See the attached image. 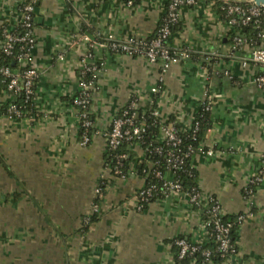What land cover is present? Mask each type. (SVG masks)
I'll list each match as a JSON object with an SVG mask.
<instances>
[{
    "label": "crops",
    "instance_id": "1",
    "mask_svg": "<svg viewBox=\"0 0 264 264\" xmlns=\"http://www.w3.org/2000/svg\"><path fill=\"white\" fill-rule=\"evenodd\" d=\"M22 1L0 0V48L2 30L19 22ZM167 1L38 0L36 111L20 118L0 113V264H175L173 239L207 241L203 212L210 199L224 214L243 216L237 253L215 264H264V177L251 182L264 159V89L254 82L260 67L243 65L249 51L231 48L212 1L181 6L171 46L184 55L165 69L161 60L99 45L110 34L150 37ZM83 35L95 42L93 58L86 59ZM85 62L98 66L88 145L74 103ZM207 92L214 101L210 127L191 158L202 201L170 192L140 206L145 150L130 145L135 161L117 175L107 161L105 133L131 102L137 116L154 106L163 124L187 129ZM12 101L1 94L0 104Z\"/></svg>",
    "mask_w": 264,
    "mask_h": 264
},
{
    "label": "built area",
    "instance_id": "2",
    "mask_svg": "<svg viewBox=\"0 0 264 264\" xmlns=\"http://www.w3.org/2000/svg\"><path fill=\"white\" fill-rule=\"evenodd\" d=\"M38 0H23L19 8V22L13 29L4 28L2 30L3 44L2 49L6 54H15V58L20 64L19 68H14L10 65L0 63V80H7V92L15 100L16 94L24 93L27 99L34 94V86L39 78V71L33 65L32 51L36 45L34 35V16L36 4ZM195 4L196 0H169L166 16L163 19V24L158 29L155 38L149 42L131 37L126 40H118L113 35H108L107 42H100L101 47H108L117 52H124L129 55H141L146 57L150 62L161 60L164 62V69L172 62L177 61L180 55H173L166 45V39L171 34L172 26L180 20V9L184 3ZM132 5V1L127 2ZM221 18H224L226 26L233 29L230 32L231 48L241 52L249 51V56L242 59L244 66L254 64L260 67V71L256 74L254 82L261 89H264V6L256 5L252 2L224 0L222 5ZM253 26L257 31V39L249 37L243 32V27ZM82 39L89 45L90 50L86 55V59L94 57L93 47L95 42L88 35H83ZM19 45V50L16 52L15 47ZM187 55V54H186ZM98 70L97 64H89L85 62L82 70V77L79 80V91L74 103L78 108V118L80 121V129L83 131L82 144L88 145L92 140L90 130L93 127V120L90 117V104L92 93L96 88L95 74ZM90 75V79H85L84 76ZM157 91V88H153ZM1 96V95H0ZM9 106V118L15 114L19 118L22 116V111L15 103ZM213 96L208 92L203 106L206 110H211L213 106ZM134 110V104L131 102L120 116L114 119L110 129L105 133L107 149L109 151L117 149L125 142L140 140L147 130V125L137 123ZM153 115L157 118L159 112L155 110ZM162 123V122H161ZM199 129V122H192L190 127L183 131H192L193 136ZM161 131L164 141L172 148L166 152L168 158V169L170 176L161 170L156 172V176L163 181L166 194L170 192L185 194L189 197L192 204H199L202 201L199 187L195 188L192 193L184 191L182 184L175 177V173L185 171V157L194 151L192 146L182 147L183 138L173 125L162 124ZM200 147H198V150ZM158 152H162V147H157ZM209 155L213 154L212 150H208ZM122 158L125 155L121 156ZM157 164V163H156ZM152 166V164H151ZM121 173V170H118ZM264 177V159L260 168L259 175L251 179L252 184L261 181ZM155 192V186H147L146 184L139 189L137 199L140 206L144 202L152 199ZM96 196L100 197L102 188L98 185L95 189ZM97 206L94 205V210L97 211ZM208 211L212 214V218L204 221V227L212 226L215 233V241L217 243V251L226 259L231 258L237 253V246L234 245L230 238V223H223L221 216L224 214L218 202L214 199L209 200ZM243 220V216H238V223ZM175 244L178 248L179 258L193 256L199 253L202 256L200 264H215L213 261V250L203 247V242H194L185 237L176 238ZM225 259V260H226Z\"/></svg>",
    "mask_w": 264,
    "mask_h": 264
},
{
    "label": "trees",
    "instance_id": "3",
    "mask_svg": "<svg viewBox=\"0 0 264 264\" xmlns=\"http://www.w3.org/2000/svg\"><path fill=\"white\" fill-rule=\"evenodd\" d=\"M122 1H124L125 3L132 1V5H137V4H140L143 0H122ZM196 1L198 2L200 0H196ZM211 1L218 15H221L222 5L224 3V0H211ZM168 3H169V0L167 1L166 11L168 7ZM166 11L162 15L155 33L148 38L139 39V40H144V41L149 42L150 40L156 37L158 29L163 24V19L166 16ZM222 19L224 20V18ZM179 21L176 22L172 26L171 34L166 39V45L170 49L171 53L173 55H178V56L180 55L181 51L174 49L171 46V40L173 38V35L180 28ZM243 32H245L249 37L257 39V31L253 28V26L243 27ZM100 41L110 43V41H108L106 38L105 39L102 38L100 39ZM19 47L20 46L17 44L15 47L16 52L19 50ZM134 56H137V55H134ZM0 63L10 65L14 68L20 67L19 62L15 58V54H12V55L6 54L2 49H0ZM84 78L90 79L91 76L87 75V76H84ZM37 80H36V83H37ZM35 86H34V94H32L28 99L24 95V93H19V94H16V96H14L15 100L13 101V103H15L18 106V108L23 112L21 117L25 115H29V114L32 115L36 111L35 110V107H36ZM5 91H7V80H0V95ZM11 103L12 102L6 105L0 104V113L9 116L10 114H9L8 109ZM154 111H155V107L151 106V108L148 109L145 113H140L139 116L137 115L135 116V120L137 121V123H143L147 125V130L143 134V137L140 140H135L132 142H125L115 150H112V151L108 150V154H107L108 156L107 161L113 173L117 175H124V174H127L128 169L130 168V165L132 164V162L135 161L134 154L129 148V146L135 143H139L144 148L145 157H144V160L142 161V166L139 168V170L146 177V185L155 186L154 196L152 197L150 201L155 200V199H160L164 197L166 194L165 188L163 186V181L156 176V172L159 170L165 172L166 174L169 172L168 158H167L166 152L172 148L170 145H168L164 141L162 137L161 125L163 123H161V121L153 115ZM210 111L211 110H206L202 103L200 111L196 114L195 119L193 120V122L195 121L199 122V129L196 132L195 136H193L192 131H188V130L183 131V129H181L180 126H178L177 124H173V126L177 130H179V134L183 138L182 147L186 148L187 146L191 145L194 150L190 152L188 156L185 157V171L175 173L176 174L175 177L180 181V183L183 186L184 191L187 193H192L193 190L198 187L197 172L191 165V158H192V155L198 151V147L203 137L205 136L207 129L210 127ZM11 117L19 118L15 114H12ZM90 117H91V113H90ZM92 131H93V127L89 133L92 134ZM82 134H83V131L81 130V135ZM157 147H162L163 149L162 152H158L156 150ZM122 155H125V157L122 158L121 157ZM118 170H121V173H119ZM100 187L103 190V183L100 184ZM150 201L144 202L143 206L148 204ZM203 217L205 221H208L212 218V214L208 211V209H205L203 212ZM96 219H97V216L94 214L91 217V221L92 220L94 221ZM221 220L223 223L231 224L230 238H231L232 243L236 245V231L239 225L238 216H228L226 214H223L221 216ZM84 229H87V227H85ZM180 237H183V236H180ZM207 237L208 239L205 243H203V247L211 248L213 250V253H214L213 261L215 263H220L224 261L226 259V256H222V254L219 251H217V243L215 241V233L213 231L212 226L207 227ZM175 240L176 238L173 239L172 241L175 264H190L193 260L195 261L196 264H200L202 256L199 253H196L193 256H187L185 258H179L178 248L175 244Z\"/></svg>",
    "mask_w": 264,
    "mask_h": 264
},
{
    "label": "water",
    "instance_id": "4",
    "mask_svg": "<svg viewBox=\"0 0 264 264\" xmlns=\"http://www.w3.org/2000/svg\"><path fill=\"white\" fill-rule=\"evenodd\" d=\"M239 1L252 2L256 5L264 6V0H239Z\"/></svg>",
    "mask_w": 264,
    "mask_h": 264
},
{
    "label": "rangeland",
    "instance_id": "5",
    "mask_svg": "<svg viewBox=\"0 0 264 264\" xmlns=\"http://www.w3.org/2000/svg\"><path fill=\"white\" fill-rule=\"evenodd\" d=\"M235 1H239V0H235ZM232 31H233V29H232L231 27H229V26H226V27H225V33H226L227 35H230V32H232ZM89 214H90V212H87V213H86V216L88 217Z\"/></svg>",
    "mask_w": 264,
    "mask_h": 264
}]
</instances>
